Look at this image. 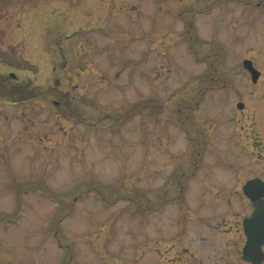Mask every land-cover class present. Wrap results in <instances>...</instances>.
Here are the masks:
<instances>
[{
	"label": "rangeland",
	"instance_id": "rangeland-1",
	"mask_svg": "<svg viewBox=\"0 0 264 264\" xmlns=\"http://www.w3.org/2000/svg\"><path fill=\"white\" fill-rule=\"evenodd\" d=\"M205 2L0 0V83L12 66L19 83L41 90L16 104L18 92L0 88V216L21 207L15 220H0V264L158 262L176 208L140 207H159L175 172L204 169L213 156L252 163L240 154L242 127L251 125L248 109L264 131V92L253 90L241 56L260 68L264 35L244 27L238 4L207 11ZM259 13L251 10L264 24ZM211 51L219 58H203ZM210 74L224 87L201 96ZM64 99L67 107L52 105ZM184 102L192 108L178 111ZM203 178L199 170L191 179ZM32 186L40 190L24 192Z\"/></svg>",
	"mask_w": 264,
	"mask_h": 264
},
{
	"label": "flooded vegetation",
	"instance_id": "flooded-vegetation-1",
	"mask_svg": "<svg viewBox=\"0 0 264 264\" xmlns=\"http://www.w3.org/2000/svg\"><path fill=\"white\" fill-rule=\"evenodd\" d=\"M226 3L238 4L241 7L244 27L247 28L248 24V28L250 26L252 30L254 24L260 37L264 35L261 33L264 30V24L258 25L256 23L258 18L251 14V10L260 12L259 19H263L264 22V0L254 2L253 0H208L204 4H208L206 9L211 11ZM198 13L199 11L194 12V14ZM247 50L249 53L252 51L251 48ZM208 54L219 58L218 53L211 51ZM241 57H243L241 65L250 78L253 90H262L263 95L264 51L259 55L263 62L260 68L254 65L249 54L244 52ZM245 60H250L258 72L256 82H252L251 74L244 68ZM9 67V71L1 76L2 79L7 78L8 83H0V88L4 94L17 91L21 100L16 101V104L22 102L28 92H33L34 97L41 92L19 83L16 72L12 70L14 68ZM13 78L15 83L11 82ZM220 79L224 81L223 78ZM57 83L60 82L57 81ZM9 84L11 86H8ZM214 86L211 87L210 84L208 89L219 90L224 87L223 84ZM63 95L67 98L70 93L65 91ZM51 102L56 108L68 106V100L65 99L60 102L51 100ZM238 104H242L243 107L238 108ZM245 106L242 102L235 105L240 112L246 110ZM178 111L181 109L178 108ZM254 114L255 112L246 110V117L252 118V122L250 126L242 127V130L246 131L243 136L246 146L241 148L240 153L253 160L251 164L248 163L249 161L241 164L229 162L225 155L230 153L225 152L222 153L224 157L213 156V162L205 164L204 169L195 164L190 173L175 172L171 178L173 181L164 186V194L160 201L164 207L159 211L172 205H175L176 210H172L169 218L166 217L168 221L164 223L167 230H161L166 242L165 251L160 260L152 262L153 264H264V244L260 247L259 254H251V261L244 259V249L247 244L244 222L253 215L256 205L264 202V158L260 139L264 131L261 133V129H258L255 120L253 121ZM262 127L264 128V125ZM252 134H255V139L257 138L260 142L252 141ZM196 150H202V146H197ZM257 155L261 159L256 160ZM199 170L204 178L191 179ZM182 177L185 180L181 179ZM147 208L146 213H149V205Z\"/></svg>",
	"mask_w": 264,
	"mask_h": 264
},
{
	"label": "trees",
	"instance_id": "trees-1",
	"mask_svg": "<svg viewBox=\"0 0 264 264\" xmlns=\"http://www.w3.org/2000/svg\"><path fill=\"white\" fill-rule=\"evenodd\" d=\"M190 37V36H189ZM192 42H190V46H189V50H190V52H191V54L193 55V58H194V60L195 61H198V59H199V56H198V51L195 49V48H193L192 47V44H191ZM203 58H206V59H210V60H212V61H214L215 60V58L213 57V56H211L210 54H206ZM212 74V73H211ZM210 74V77H208L207 79V85H206V87L204 88V89H201V96L203 95V93L208 89V87H209V85L211 84V87L213 86L212 85V82H214V81H219L220 80V77L219 78H217V77H213L212 75ZM214 87H218L217 85H215ZM210 90V89H209ZM197 99V98H196ZM201 99L202 98H199V100H197L198 102H200L201 101ZM178 106H179V108L181 109V111H183L184 109H186V110H188V109H191L192 107H190L189 106V103H186V102H184V103H181V104H178ZM181 123H183L182 121H181ZM180 127L182 128V129H184V131L186 132V135L189 137V139L191 140V141H193V142H195L196 144H197V146H199V144H198V142H197V140H196V138H195V136H192L191 137V133L188 131V130H186L185 128H184V125L183 124H181L180 125ZM194 139V140H193ZM25 190H24V192H29V191H35V190H40V187L39 186H32V187H28V188H24ZM93 190H94V193H95V196H96V198H98V200H100L105 206H110V205H112L114 202L113 201H109V200H107L108 199V197L106 196V195H104V194H100V191H97L96 190V188H92ZM88 191H90L89 189H88ZM42 192H43V196L44 197H46V198H48V199H50V200H52V201H57L58 203H60L61 202V200L60 199H57L54 195H52V194H50L48 191H46V190H42ZM85 194L86 193H82L80 196H85ZM123 198V200H127V201H129V202H131L133 205H135V206H138V205H141L142 206V202L140 201V200H138L137 198H135V197H132L131 199H129L128 197H122ZM116 201H119V200H117V199H115ZM18 201H20L19 199H18ZM164 207V204H159V207H157V208H155V207H153V206H149V209L150 210H157V209H162ZM141 208V210L142 211H146V210H148V208H147V206H142V207H140ZM137 210H139V209H137ZM20 211H21V207H18L17 208V211H16V213L13 215V216H11V217H4V216H0V220H6L7 222H9V221H13V220H15L16 218H18L19 216H20Z\"/></svg>",
	"mask_w": 264,
	"mask_h": 264
},
{
	"label": "water",
	"instance_id": "water-1",
	"mask_svg": "<svg viewBox=\"0 0 264 264\" xmlns=\"http://www.w3.org/2000/svg\"><path fill=\"white\" fill-rule=\"evenodd\" d=\"M244 68L251 74L252 82H256L258 72L253 67L250 60L243 62ZM242 104H238V108H242ZM246 228L247 244L244 249V259L251 261V254H259L260 247L264 244V202L256 205L253 215L244 222Z\"/></svg>",
	"mask_w": 264,
	"mask_h": 264
}]
</instances>
